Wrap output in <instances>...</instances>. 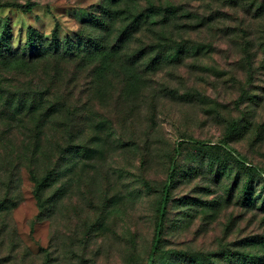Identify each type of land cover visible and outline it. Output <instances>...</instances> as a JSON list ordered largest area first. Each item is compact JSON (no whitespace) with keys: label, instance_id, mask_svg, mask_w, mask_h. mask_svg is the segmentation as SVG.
I'll return each mask as SVG.
<instances>
[{"label":"rangeland","instance_id":"1","mask_svg":"<svg viewBox=\"0 0 264 264\" xmlns=\"http://www.w3.org/2000/svg\"><path fill=\"white\" fill-rule=\"evenodd\" d=\"M25 2L0 0L4 39L15 46L28 28L74 42L102 36L91 23L107 0H30L28 11ZM168 5L175 12L164 22L144 15ZM113 8L122 13L114 34L131 14L144 19L108 58L0 56V264H264L263 180L249 183L232 163L219 167L220 151L189 143L160 249L147 262L176 139L226 137L264 168V0ZM144 45L151 55L134 59ZM13 92L27 96L18 105L7 99ZM31 170L50 171L41 209Z\"/></svg>","mask_w":264,"mask_h":264},{"label":"trees","instance_id":"2","mask_svg":"<svg viewBox=\"0 0 264 264\" xmlns=\"http://www.w3.org/2000/svg\"><path fill=\"white\" fill-rule=\"evenodd\" d=\"M107 1V5L102 10V17H93L94 22L92 19L91 23L94 26L102 27V36H94L87 40L79 39L77 42H74L75 37L72 38L68 35H65L64 38H59L58 32L56 30H54L51 36L47 38L41 32L36 31L33 28H28L24 43L15 46L10 39L9 42H6L4 39L7 33L6 29L8 28V22L6 21L2 24L0 23V56H11L14 58L25 60L28 63H35L37 62V60L45 59L47 57H58L61 59L72 61L75 58L79 59L83 57L81 56V54L86 55V57L95 55L101 57L102 59L104 56L106 58L112 56L119 50L122 43H124V41L126 42L133 35V33L138 30L137 28L140 26L144 17L142 13L137 15L131 14L130 16H132V18H128L129 21L118 31V33L114 34L113 21L115 19V16L118 17L122 15V13L121 10H113V7L119 2V0ZM29 3L30 0H26L24 5L27 10L25 11L30 10ZM6 5L22 6L18 3H8ZM151 12L157 14L160 19L163 15L164 18L161 19V21L164 22V20L167 19L170 14L175 12V7H173L172 5L158 6L156 10H147L146 14H144L145 17H147V15H149V13ZM109 21H111V23ZM160 48H163V46ZM150 53L151 50L149 49L148 45H144L136 50L133 55H135L134 59H144L147 56H150ZM161 53L162 52H159L155 56L154 61L158 62L159 59L163 57L162 55H160ZM178 56L179 51L169 53V57L172 59L177 60ZM154 61H151V64L154 63ZM12 94V96L7 95V99L18 96V105L20 104V101L23 100L24 96H27L24 95L23 92H13ZM49 109L50 111L47 113L54 112L52 111L53 108L51 106L49 107ZM184 143H189L206 150L217 149L225 157L223 158V164L220 162L219 167H226L228 163H232L239 171V174L249 179V183L254 177H259L264 182V168L260 167L259 165L247 162L245 156L241 154L235 147H233L228 142L226 137H223L215 142L192 137L176 139L173 145V153L169 159L166 177L161 187L159 200L155 210L154 232L147 255V262L152 261L160 249L159 246L164 232V224L171 201V192L179 177L178 160L179 156L181 155L182 146ZM49 174L50 171L41 177H37L32 172V170L30 171V178L34 184L33 197L37 203L38 208L40 209L44 207V192L49 183ZM236 179L238 178L236 177ZM248 193L249 185L247 184L244 188V204L248 199ZM189 257L192 258V256Z\"/></svg>","mask_w":264,"mask_h":264}]
</instances>
